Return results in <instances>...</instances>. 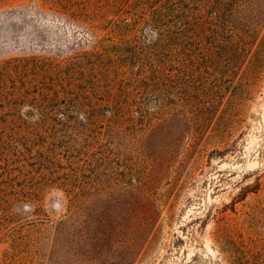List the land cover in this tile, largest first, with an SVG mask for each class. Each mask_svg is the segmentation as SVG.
<instances>
[{
  "label": "rangeland",
  "instance_id": "1",
  "mask_svg": "<svg viewBox=\"0 0 264 264\" xmlns=\"http://www.w3.org/2000/svg\"><path fill=\"white\" fill-rule=\"evenodd\" d=\"M0 264H264V0H0Z\"/></svg>",
  "mask_w": 264,
  "mask_h": 264
}]
</instances>
